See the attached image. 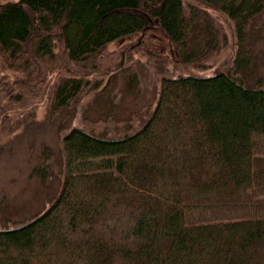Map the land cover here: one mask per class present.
I'll return each mask as SVG.
<instances>
[{
    "label": "trees",
    "instance_id": "16d2710c",
    "mask_svg": "<svg viewBox=\"0 0 264 264\" xmlns=\"http://www.w3.org/2000/svg\"><path fill=\"white\" fill-rule=\"evenodd\" d=\"M263 13L264 0L0 3V141L38 107L60 120L57 194L0 229V264H264ZM152 28L182 70L213 75L172 76L144 48ZM138 32L144 60L109 52ZM144 77L154 103L122 114Z\"/></svg>",
    "mask_w": 264,
    "mask_h": 264
},
{
    "label": "rangeland",
    "instance_id": "374dc122",
    "mask_svg": "<svg viewBox=\"0 0 264 264\" xmlns=\"http://www.w3.org/2000/svg\"><path fill=\"white\" fill-rule=\"evenodd\" d=\"M16 1L18 0H0V3ZM216 20L231 41L228 20L220 14H216ZM259 24L264 25V13L260 17ZM140 36L138 32L123 39L119 38L111 42L108 50L109 52L118 51L120 48L132 45V55L144 60L146 58L144 49L135 44ZM145 36L144 48L163 56L172 76L190 73L201 76L213 75L215 67L205 72L182 70L181 62L177 59L162 29H149ZM228 48L231 47L228 45L222 49L219 58H230V54H227ZM259 68L260 75L264 74L263 62ZM255 79L256 75L252 81ZM153 80L149 86V79L144 77L142 91L134 96L124 97L121 106L122 114H127L131 109L138 111L142 106H151L154 103L157 88L156 81L153 82ZM59 121V119L51 120L46 106L38 107L34 122L29 121L13 135L0 141V229L11 228L14 224L39 214L57 194L60 186L58 176L60 156L56 126ZM48 162L51 163L49 174Z\"/></svg>",
    "mask_w": 264,
    "mask_h": 264
}]
</instances>
